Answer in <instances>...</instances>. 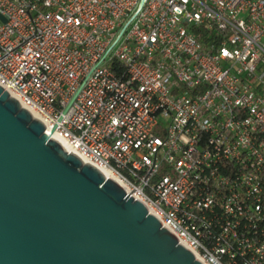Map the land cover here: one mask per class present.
<instances>
[{
	"label": "built area",
	"instance_id": "built-area-1",
	"mask_svg": "<svg viewBox=\"0 0 264 264\" xmlns=\"http://www.w3.org/2000/svg\"><path fill=\"white\" fill-rule=\"evenodd\" d=\"M0 85L204 264H264V0H0Z\"/></svg>",
	"mask_w": 264,
	"mask_h": 264
},
{
	"label": "water",
	"instance_id": "water-1",
	"mask_svg": "<svg viewBox=\"0 0 264 264\" xmlns=\"http://www.w3.org/2000/svg\"><path fill=\"white\" fill-rule=\"evenodd\" d=\"M49 133L0 85V264H204Z\"/></svg>",
	"mask_w": 264,
	"mask_h": 264
},
{
	"label": "bare ground",
	"instance_id": "bare-ground-1",
	"mask_svg": "<svg viewBox=\"0 0 264 264\" xmlns=\"http://www.w3.org/2000/svg\"><path fill=\"white\" fill-rule=\"evenodd\" d=\"M13 96V95H12ZM14 97V96H13ZM23 107H25L33 117L41 120L43 122V118L38 114V112L34 109H32L31 107L19 102ZM47 129L50 130V128L48 126H46ZM50 137L56 139L60 145L63 147V149L65 151H70L75 153L77 156H79L81 158L82 161H86V162H90L93 165H95L99 171L105 176V177H110L112 179H114L117 183H119L122 187H125L124 184L121 182V180L115 176L107 167L102 166L98 163H95L93 161H91L90 159H88L87 157H85L84 155H82L81 153H79L72 145H70V143L61 135H59L56 131H51L49 133Z\"/></svg>",
	"mask_w": 264,
	"mask_h": 264
}]
</instances>
